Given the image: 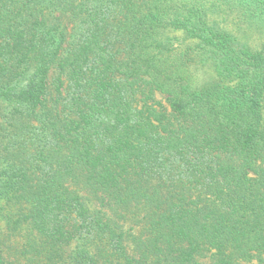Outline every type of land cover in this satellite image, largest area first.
Here are the masks:
<instances>
[{
    "label": "trees",
    "instance_id": "16d2710c",
    "mask_svg": "<svg viewBox=\"0 0 264 264\" xmlns=\"http://www.w3.org/2000/svg\"><path fill=\"white\" fill-rule=\"evenodd\" d=\"M228 16L264 34V0H0L15 264H264V41Z\"/></svg>",
    "mask_w": 264,
    "mask_h": 264
},
{
    "label": "rangeland",
    "instance_id": "374dc122",
    "mask_svg": "<svg viewBox=\"0 0 264 264\" xmlns=\"http://www.w3.org/2000/svg\"><path fill=\"white\" fill-rule=\"evenodd\" d=\"M227 20L222 24L228 26L230 30L234 31L235 34L238 36L240 40H246L252 47H257L261 45L264 41V34L261 27L256 23L253 22L251 24H244L239 26H231L230 17L226 18ZM181 33L180 31H173L170 32L172 36H179ZM204 76L206 77H213V66L210 64L206 65L203 69ZM156 99H158L164 106H167L165 101V96L162 94L157 93ZM13 209L11 208H4L3 213L0 219V228H1V238L3 240V249L5 253L10 255V260L13 261L15 264L16 257L15 254H18L16 250H22V244L25 240L24 236L28 230V225L22 223L21 229L19 231L13 232L11 229L12 223L10 219L12 218ZM206 260V259H204ZM206 262V261H205ZM243 264H258L256 261L244 262Z\"/></svg>",
    "mask_w": 264,
    "mask_h": 264
}]
</instances>
